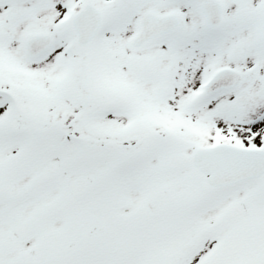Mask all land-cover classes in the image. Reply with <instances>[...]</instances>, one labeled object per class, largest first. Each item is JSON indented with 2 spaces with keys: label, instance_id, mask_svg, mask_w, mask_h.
I'll use <instances>...</instances> for the list:
<instances>
[{
  "label": "snow or ice",
  "instance_id": "obj_1",
  "mask_svg": "<svg viewBox=\"0 0 264 264\" xmlns=\"http://www.w3.org/2000/svg\"><path fill=\"white\" fill-rule=\"evenodd\" d=\"M0 264H264V0H0Z\"/></svg>",
  "mask_w": 264,
  "mask_h": 264
}]
</instances>
